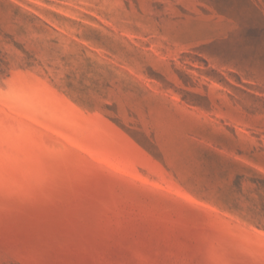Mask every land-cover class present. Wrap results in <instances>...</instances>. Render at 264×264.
I'll use <instances>...</instances> for the list:
<instances>
[{"label": "rangeland", "instance_id": "rangeland-1", "mask_svg": "<svg viewBox=\"0 0 264 264\" xmlns=\"http://www.w3.org/2000/svg\"><path fill=\"white\" fill-rule=\"evenodd\" d=\"M0 264H264V0H0Z\"/></svg>", "mask_w": 264, "mask_h": 264}]
</instances>
